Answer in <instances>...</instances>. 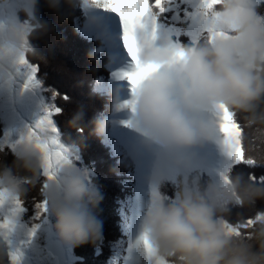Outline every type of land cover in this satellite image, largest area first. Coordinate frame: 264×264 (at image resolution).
Segmentation results:
<instances>
[{"label":"clouds","instance_id":"9594fccd","mask_svg":"<svg viewBox=\"0 0 264 264\" xmlns=\"http://www.w3.org/2000/svg\"><path fill=\"white\" fill-rule=\"evenodd\" d=\"M79 2L0 0V80L7 78L21 56L41 59L31 41L55 34L56 26ZM41 6L54 14V21L36 24ZM207 15L213 31L226 37L210 41L208 33L201 32L195 42L183 46V61L175 63V45L164 34L159 46L146 48L142 56L143 63L159 67L144 80L135 103L136 124L146 141L158 149L148 178L151 195L140 231L151 247L153 264H264V211L238 217L239 224L249 218L253 221L239 235L224 226L231 207L251 208L264 201V184L231 170L204 184L198 176L182 174L173 198L157 194L166 171L187 170L186 150L216 131L215 120L206 118L205 113L219 116V105L238 117L246 130L242 141L247 158L264 164V14L258 13L257 0H220ZM88 59L94 74L95 50L89 52ZM82 118L83 112L78 110L69 123ZM92 124L93 134L102 135L105 122L94 120ZM37 134L41 139L48 136L46 130ZM27 136L28 132L10 152L0 150V200L20 201L36 190L47 202V212L62 242L73 246L96 242L102 226L94 210L101 197L87 173L69 162L48 180L42 175L41 152ZM9 154L10 161L6 159ZM0 264H9L3 239Z\"/></svg>","mask_w":264,"mask_h":264},{"label":"trees","instance_id":"16d2710c","mask_svg":"<svg viewBox=\"0 0 264 264\" xmlns=\"http://www.w3.org/2000/svg\"><path fill=\"white\" fill-rule=\"evenodd\" d=\"M189 2V0H188ZM82 0L63 23L55 28V34L48 33L39 39L31 41L41 59L27 56L28 60L37 67V76L45 80L44 86L53 99L58 113H54V121L58 128L61 140L66 147L74 148L79 154L78 166L89 171L88 181L100 194V201L94 210L101 222V236L94 243H83L73 246L76 260L73 264H123L127 257L128 235L130 226V212L136 188L135 176L136 162L132 155H128L127 148L123 146L112 134L109 114L113 110L114 90L110 85L113 71L111 69V55L108 54L103 38L88 34L82 30L85 20ZM187 5H179L183 9ZM258 13L264 14V0L258 2ZM181 16L183 12L181 11ZM170 11L160 15L157 19L165 25H172L179 29L177 35H168L171 40L184 46L190 44L194 34L190 22L186 19H173ZM55 17L46 7L39 8L36 24L54 21ZM184 24V25H183ZM182 25V26H181ZM181 27V28H180ZM191 30V31H190ZM45 40L47 42H45ZM95 50L97 64L89 61L88 54ZM78 110H82L83 118L80 122L69 123V119ZM240 124L239 118H235ZM94 120H103L105 129L103 134H93ZM241 125V124H240ZM242 128V135L245 133ZM245 150V145L243 143ZM6 152H10L5 149ZM130 154V153H129ZM245 157L247 152L245 150ZM6 159H12L9 154ZM231 170L243 172L245 175L255 177L252 181L264 184V164L246 165L230 164L225 173ZM198 176L201 184L212 178L203 168L196 167L190 171L178 172L175 177H166L157 189L159 195L173 198L176 191L177 178L180 175ZM41 197L36 190L31 191L21 201L22 216L28 224L40 218L34 216L37 209L35 204ZM264 211V201H257L254 207L230 208L226 222L238 223V217H250L254 212ZM240 231L246 232L242 228ZM0 239H5L0 234ZM6 242V241H5ZM7 245V243H6ZM95 253V254H94ZM7 255L11 264V253L7 245Z\"/></svg>","mask_w":264,"mask_h":264},{"label":"rangeland","instance_id":"374dc122","mask_svg":"<svg viewBox=\"0 0 264 264\" xmlns=\"http://www.w3.org/2000/svg\"><path fill=\"white\" fill-rule=\"evenodd\" d=\"M195 2L196 0H189L188 3L192 4ZM258 2L259 0H257V3ZM92 6H95L96 9ZM82 9L87 15V23H89V20L95 22L91 24L85 23V30L91 34H95V36L106 37L105 43L107 49L111 54L115 55L112 62L116 64H112L116 67H113L112 69H116L117 72L116 70H113L114 75L110 80V85L113 87L117 100L123 98L120 89L124 84L128 85L130 89H127V91L132 96L131 86L127 79L118 78L119 75L123 73H119L118 71L119 65V69L121 70V65L123 63L122 60L120 63V53L126 52L123 47L122 39L119 41V37H122V28L119 18H116L117 16H115L114 13L92 4L91 0L89 2L84 0L82 3ZM96 10H100L101 12L97 13ZM22 22L28 23L27 21ZM115 25H118L116 29ZM190 27L192 28V32H195V26L191 22ZM109 31L114 33L111 34ZM117 31L119 35L116 34ZM178 32V28L172 25H165L163 22L159 21L156 23L155 34L152 32V26L150 23L147 24L145 28L138 29L136 35L140 46V60L142 61V56L146 48L159 46L162 35H177ZM114 37H116L119 42V51L117 48L112 49ZM45 42L47 41L45 40ZM22 58L25 60L24 63H20ZM20 60L11 67V70L7 74V78L0 80V141L7 143L17 142L28 132L29 129H35L39 122L47 116V118L51 120V127L55 128V133L52 135H54L58 144L66 150L70 163L78 169L85 171L89 176L90 172L87 171L83 165L78 166L76 163V161L80 160L78 152L72 147H66V144L61 140L58 128L53 119L54 113L50 116L48 115V113L53 108H56V106L53 94H47L48 91L46 89L48 88L44 86L45 80L37 76V67L33 62L29 61L27 57L21 56ZM121 82H124V84H121ZM122 94H125V92ZM117 100L115 104L116 106L111 114L113 122L112 132L115 134L114 136L116 137V140L119 138V140L123 141L126 145H132L134 150L141 153L144 158L143 162H139L140 158L136 157L135 159L138 164H141L140 168L139 166L136 168V178L139 179L138 189L133 206L131 235L129 237L127 258L123 264H153L152 257L145 252L140 243V220L144 214L145 205L151 195L148 178L155 163L158 149L155 145L146 141V138L140 129L127 123L126 118L124 116L122 117L119 113V109L122 108V100ZM207 116L215 120L217 124L216 131L220 135V142L217 146H214L217 148V153L222 156L220 162L219 158L215 164L212 162V159L206 152L205 148L201 146V142L198 143L199 145L196 144L187 149L186 156L189 160L188 168L197 165L204 166L208 173L213 177V180H215L218 176L223 174L225 166H228V164L233 161L223 144V134L220 129H218V124L220 122L219 116L210 112ZM216 118L219 121H217ZM48 135H50V133H48ZM202 143L204 146L206 142L203 141ZM122 145L124 146V144ZM199 146L201 148H199ZM174 171L175 169H169L166 171L165 175H171ZM22 211L23 209L21 207L18 208L14 200H0V234L5 239L11 256L16 257V264H57V258L48 248L50 239L58 238L53 228V218L48 212H46L39 217L40 220L37 222L35 220L28 224L23 219ZM36 215L37 211L34 216L36 217ZM64 245L66 247V260L64 264H73L74 260H76L75 254L72 251L73 245L66 243H64Z\"/></svg>","mask_w":264,"mask_h":264},{"label":"snow or ice","instance_id":"6c2138e0","mask_svg":"<svg viewBox=\"0 0 264 264\" xmlns=\"http://www.w3.org/2000/svg\"><path fill=\"white\" fill-rule=\"evenodd\" d=\"M91 3L97 7H101L114 13L118 18L122 28V43L128 56L135 65L134 70L123 73L122 76L127 79L131 86L133 99L128 101L126 106L135 112V103L138 90L145 79L158 69V65L151 63H143L140 58V46L137 41V30L143 29L147 24H151L152 32L155 34L157 19L160 15L172 12L173 19H186L195 26V32L191 36V41L195 42L201 32L208 33V39L211 41L214 37H226V34L216 33L213 31L212 21L209 19L208 10L220 3V0H196L195 3L189 4L188 0H91ZM179 5H187L183 9H179ZM181 11L183 16H181ZM175 50L173 52V62L179 63L184 59L183 46L174 42ZM22 58L20 63H24ZM219 129L223 134V144L228 155L233 162L239 164L252 165L255 161L245 157V150L242 141V127L236 121L234 114L225 106L219 105ZM60 109L53 108L48 115L58 113ZM38 130H46L50 135L45 139H41L37 134ZM55 128L51 127V120L47 116L41 120L35 129L28 130L27 139L35 141V147L42 155V175L48 180L53 179L55 170L70 161L63 149L54 138ZM22 137L21 139H23ZM14 143L0 141V150L13 149ZM254 181L255 177H250ZM264 182V181H262ZM46 187V185H44ZM19 208L21 201L14 200ZM37 209V218L47 212V202L40 200L35 204ZM253 223L252 219H247L244 224H230L225 222V228L229 231H234L239 235L242 228L246 229ZM31 235V233H30ZM140 243L144 245L145 252L151 254V247L145 235H141ZM11 264H16V257H10ZM158 264H164L163 261H158Z\"/></svg>","mask_w":264,"mask_h":264},{"label":"bare ground","instance_id":"6f19581e","mask_svg":"<svg viewBox=\"0 0 264 264\" xmlns=\"http://www.w3.org/2000/svg\"><path fill=\"white\" fill-rule=\"evenodd\" d=\"M93 8H95V6H92ZM96 9V8H95ZM96 12L97 13H99V12H101L100 10H96ZM116 16V15H115ZM116 18H118V17H116ZM86 24H91V23H87V21H86ZM116 24H117V22H116ZM184 25V24H183ZM182 26V25H181ZM118 27V25L116 26L115 25V29ZM181 28V27H180ZM114 29V30H115ZM191 31V30H190ZM99 33V32H98ZM109 33H111V34H113L114 32H112V31H109ZM117 35H119L118 34V31H117V33H116ZM119 37V36H118ZM119 41H120V37H119ZM112 49H114V48H117L118 49V51L120 50V47H119V42L117 41V39H116V37H114L113 38V42H112ZM121 55H120V63H121V60L123 61V63H122V65H121V72H123V73H126V72H130V71H133L134 70V67H135V65L133 64V62H132V60H129V59H127V57H125V54L124 53H120ZM119 63V64H120ZM128 64V65H127ZM119 67H120V65H119ZM123 69V70H122ZM123 73H121L120 75H119V79H123L124 77L122 76V74ZM123 81V80H122ZM121 84H124V82H121ZM121 84H120V87H121ZM123 89V90H122ZM127 89H130L129 87H128V85H126V84H124V86L123 87H121V89H120V93H121V95L123 96V98L122 99H120V100H118V101H121V105H122V108H120L119 110H120V114L122 115V117L124 116L125 118H126V120H127V123L128 124H130L131 126H133V127H135V128H137V129H139V127L137 126V124H136V121H135V115H134V112L133 111H131L127 106H126V104H127V102L128 101H130V100H132L133 99V95L131 96V94H129L128 93V91H127ZM125 92V94H122V93H124ZM125 96V97H124ZM207 114L208 113H205V117L206 118H209L208 116H207ZM124 118V119H125ZM216 120H217V118H216ZM217 121H219V120H217ZM220 123V122H219ZM219 125V124H218ZM219 129V128H218ZM216 130H217V128H216ZM203 142V141H202ZM201 142V146L202 147H204L205 148V150H206V152L208 153V155L211 157V159H212V162L215 164L216 162H217V159L219 158V162H220V158L222 157V156H220L221 154H218L217 153V148H216V146H217V144L220 142V135H219V133L217 132V131H215L214 133H213V135L209 138V139H207V140H205V145L203 146V143ZM199 145V144H198ZM214 145H216V146H214ZM145 148H148V147H145ZM199 148H201L200 146H199ZM153 152V151H152ZM217 156H219V157H217ZM95 254V253H94Z\"/></svg>","mask_w":264,"mask_h":264},{"label":"water","instance_id":"95a60500","mask_svg":"<svg viewBox=\"0 0 264 264\" xmlns=\"http://www.w3.org/2000/svg\"><path fill=\"white\" fill-rule=\"evenodd\" d=\"M48 248L57 258V264H64L66 260V249L63 242L59 238H53L49 241Z\"/></svg>","mask_w":264,"mask_h":264}]
</instances>
